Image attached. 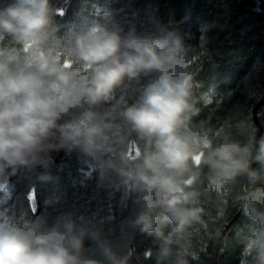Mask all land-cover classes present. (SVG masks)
I'll list each match as a JSON object with an SVG mask.
<instances>
[{
    "label": "clouds",
    "instance_id": "obj_1",
    "mask_svg": "<svg viewBox=\"0 0 264 264\" xmlns=\"http://www.w3.org/2000/svg\"><path fill=\"white\" fill-rule=\"evenodd\" d=\"M56 14L50 0H0V175L78 150L99 180L117 178L131 218L113 234L70 214L0 217V264H129L128 228L159 242L155 264H188L185 237L207 215L205 169L204 193L246 181L233 197L248 221L240 264H264V135L244 120L195 122L192 57L172 33L92 18L57 35Z\"/></svg>",
    "mask_w": 264,
    "mask_h": 264
},
{
    "label": "trees",
    "instance_id": "obj_2",
    "mask_svg": "<svg viewBox=\"0 0 264 264\" xmlns=\"http://www.w3.org/2000/svg\"><path fill=\"white\" fill-rule=\"evenodd\" d=\"M50 4L57 10V35L95 18L144 37L163 32L177 36L192 57L190 70L201 109L195 122L220 129L244 120L254 127L257 139L264 135V12L259 0H50ZM232 136L246 139L234 130ZM206 171L199 189L207 215L204 224L194 225L185 237L188 264H240L248 221L233 197L246 181L239 178L229 192L204 193ZM0 184V217L12 222L46 217L51 224L70 214L103 220L105 231L115 234L131 218L130 202L116 186L117 178L99 180L78 150L67 151L56 164L6 168ZM30 193L37 204L34 213L28 204ZM160 227L165 235L170 231L168 224ZM127 237L136 258L155 264L159 242L154 237L135 228L127 229Z\"/></svg>",
    "mask_w": 264,
    "mask_h": 264
},
{
    "label": "water",
    "instance_id": "obj_3",
    "mask_svg": "<svg viewBox=\"0 0 264 264\" xmlns=\"http://www.w3.org/2000/svg\"><path fill=\"white\" fill-rule=\"evenodd\" d=\"M259 5H260L261 10L264 12V0H259ZM262 102L260 104H262ZM253 114H255V109L253 111ZM66 153L67 151H64V150L50 151L46 157H43L41 163L51 161L56 164L64 158ZM37 164H40V163H37ZM28 204H29L31 212L34 213L36 210L37 204H36L35 196L33 193L29 194L28 196ZM239 211H240V208H239ZM130 250L132 252V258L130 259L129 264H143L138 258H136L134 254L133 246L130 247Z\"/></svg>",
    "mask_w": 264,
    "mask_h": 264
}]
</instances>
